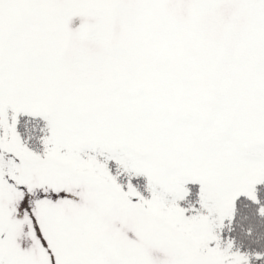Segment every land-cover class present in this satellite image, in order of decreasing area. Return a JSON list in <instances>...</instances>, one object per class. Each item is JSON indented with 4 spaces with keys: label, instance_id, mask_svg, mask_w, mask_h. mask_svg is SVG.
<instances>
[{
    "label": "snow or ice",
    "instance_id": "6c2138e0",
    "mask_svg": "<svg viewBox=\"0 0 264 264\" xmlns=\"http://www.w3.org/2000/svg\"><path fill=\"white\" fill-rule=\"evenodd\" d=\"M0 264H264V0H0Z\"/></svg>",
    "mask_w": 264,
    "mask_h": 264
},
{
    "label": "rangeland",
    "instance_id": "374dc122",
    "mask_svg": "<svg viewBox=\"0 0 264 264\" xmlns=\"http://www.w3.org/2000/svg\"><path fill=\"white\" fill-rule=\"evenodd\" d=\"M78 22V21H77Z\"/></svg>",
    "mask_w": 264,
    "mask_h": 264
}]
</instances>
